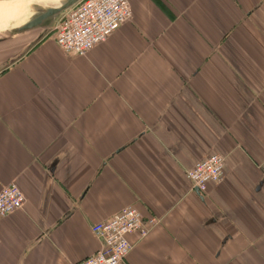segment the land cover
Wrapping results in <instances>:
<instances>
[{
  "label": "crops",
  "instance_id": "obj_1",
  "mask_svg": "<svg viewBox=\"0 0 264 264\" xmlns=\"http://www.w3.org/2000/svg\"><path fill=\"white\" fill-rule=\"evenodd\" d=\"M84 57L41 40L0 72V264H78L122 209V264H264V0H129ZM218 155L205 196L186 178Z\"/></svg>",
  "mask_w": 264,
  "mask_h": 264
},
{
  "label": "built area",
  "instance_id": "obj_2",
  "mask_svg": "<svg viewBox=\"0 0 264 264\" xmlns=\"http://www.w3.org/2000/svg\"><path fill=\"white\" fill-rule=\"evenodd\" d=\"M131 17L129 0H81L57 19L53 39L64 53L84 57ZM186 178L192 190L205 196L209 184L223 180L224 159L218 155L209 156L187 171ZM24 202V195L14 183L2 188L0 218L20 210ZM157 224L155 218L144 219L134 208L122 209L108 221L92 227L94 237L101 243L100 249L78 264H122L131 250L127 236L136 233L143 239Z\"/></svg>",
  "mask_w": 264,
  "mask_h": 264
},
{
  "label": "rangeland",
  "instance_id": "obj_3",
  "mask_svg": "<svg viewBox=\"0 0 264 264\" xmlns=\"http://www.w3.org/2000/svg\"><path fill=\"white\" fill-rule=\"evenodd\" d=\"M30 4L43 7L37 0H16L4 3L0 9V38L6 37L11 39L7 42V46L0 45V65L14 61L19 56V53L24 46L33 42L34 44L29 48L31 49L32 47L39 45L41 40L51 37L53 38V29L56 22L52 26L51 30H49V32L39 41L35 39V33H30L20 37L15 36L12 30L18 28L27 20L30 15Z\"/></svg>",
  "mask_w": 264,
  "mask_h": 264
},
{
  "label": "water",
  "instance_id": "obj_4",
  "mask_svg": "<svg viewBox=\"0 0 264 264\" xmlns=\"http://www.w3.org/2000/svg\"><path fill=\"white\" fill-rule=\"evenodd\" d=\"M5 1H11V0H0V2H5ZM80 1L81 0H63L60 3V5L56 8H42L37 5H32L29 8L30 15L27 18V20L20 27L13 29L12 31L14 32L15 36L18 37L30 33H35L36 34L35 39L39 41L49 32V30H51L52 26L61 16V14H63L66 10L72 8ZM9 40L11 39L10 38L8 39L6 37L0 38V45L7 46V42ZM33 44L34 43L32 42L29 45L24 46V48L19 53V56L14 61H16L22 55H24ZM14 61L3 63V65H0V70L3 69L6 66V64L9 65ZM194 191L197 194H199L196 189Z\"/></svg>",
  "mask_w": 264,
  "mask_h": 264
},
{
  "label": "bare ground",
  "instance_id": "obj_5",
  "mask_svg": "<svg viewBox=\"0 0 264 264\" xmlns=\"http://www.w3.org/2000/svg\"><path fill=\"white\" fill-rule=\"evenodd\" d=\"M11 1H16V0H11ZM38 3L43 6L42 8H56L60 5V3L63 1V0H37ZM6 2H10V1H5V2H0V9L2 8V6L4 5V3ZM33 4H30V7L32 6ZM38 6V5H37ZM29 7V8H30ZM21 26V25H20ZM19 26V27H20Z\"/></svg>",
  "mask_w": 264,
  "mask_h": 264
}]
</instances>
